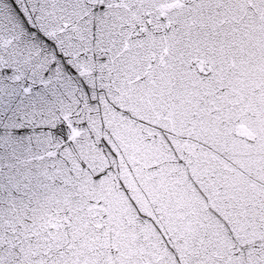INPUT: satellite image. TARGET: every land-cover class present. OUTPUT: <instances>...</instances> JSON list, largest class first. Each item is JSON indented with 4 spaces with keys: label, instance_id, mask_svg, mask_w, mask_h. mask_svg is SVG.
I'll return each instance as SVG.
<instances>
[{
    "label": "water",
    "instance_id": "water-1",
    "mask_svg": "<svg viewBox=\"0 0 264 264\" xmlns=\"http://www.w3.org/2000/svg\"><path fill=\"white\" fill-rule=\"evenodd\" d=\"M0 264H264V0H0Z\"/></svg>",
    "mask_w": 264,
    "mask_h": 264
}]
</instances>
